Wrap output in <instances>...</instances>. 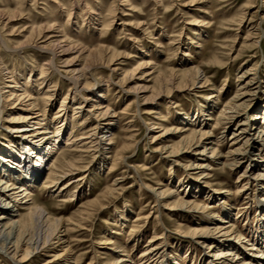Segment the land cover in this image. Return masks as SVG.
Wrapping results in <instances>:
<instances>
[{
	"label": "rangeland",
	"instance_id": "obj_1",
	"mask_svg": "<svg viewBox=\"0 0 264 264\" xmlns=\"http://www.w3.org/2000/svg\"><path fill=\"white\" fill-rule=\"evenodd\" d=\"M97 10L100 16L94 17L92 14ZM0 11L17 14V20L7 27L4 26L6 20L0 18V83L8 84L6 77H24L21 83L27 85L25 90L33 94L39 108L46 111V123L54 120L71 85L60 74L50 70L46 74L47 80L40 87L45 69L43 66L50 57L31 47H21L36 29L33 44L43 42L44 39L40 42L36 40L38 29L53 26L56 32L65 34L73 47L85 48L96 55L98 68L90 70L89 75L95 79L91 84L99 82L101 86L104 85L105 105L110 107L108 119L116 124L113 144L107 145L109 140H104L102 150L83 153L81 165L84 169L53 186L47 177L51 163L59 150L64 149L70 135L73 137L83 133L68 124L69 131L63 137L64 143L44 166L42 178L34 185L32 195L33 203L45 211L51 224L58 220L70 222L73 224L70 229L74 230L68 235L61 232L58 236L64 243L53 239V246L47 248L34 264L53 261L55 256H61V259L52 264H111L121 257L119 253L122 252L128 258V264L131 261L133 264H147L141 255L150 248L147 247L150 240L156 242L153 243L154 247L167 245L165 258L170 263L177 259L180 264H209L208 256L213 255V250L206 253L202 244L206 241L209 243V239L197 241L192 231L207 227L206 218L213 213L222 215L225 209L233 215L232 225L236 234L252 240L250 236L253 230L261 224L259 218L264 219L260 215L262 209L258 208L259 200H264V180L255 181L258 172L263 171H249V168L255 162L263 161L261 164L264 165V147L233 167L229 166L228 153L232 149L230 139L239 128V121L264 105V0H0ZM197 28L201 37L195 35L194 29ZM49 34L45 33L46 36ZM192 41H196V44ZM188 50L190 56L183 57ZM144 53L150 54L147 61L151 62L152 68L136 71L142 58L140 54ZM77 56L78 53H75L67 58L71 60ZM112 58L113 65L109 69H116V74H111L106 67ZM76 62L82 68L88 63L87 57L82 56ZM252 69L257 84L253 86L254 93L247 102L249 109L245 113L239 111L237 121L219 126L226 104L232 102L239 90L238 77ZM196 70L200 71L202 79L208 78V84L204 85L205 80H202L193 85ZM30 71L34 76L32 84L28 80ZM185 72L191 73L184 76ZM147 73L153 74L145 78ZM99 74L105 77L100 79ZM175 74L178 77L174 87L180 86L181 89L167 93L170 82L162 83L160 77L168 81ZM108 76L111 82H108ZM124 77L135 80L129 86H124ZM40 88V92L52 90L53 100L47 105L43 94L38 93ZM134 89L140 91L136 93L140 97V109L137 102L130 105L134 93L125 92ZM90 92H84V95ZM211 95H217L220 99L215 100L216 107L207 113L206 102L209 100L205 98ZM152 97L155 99L148 100ZM68 103L69 100L68 109L64 112L71 121L76 111ZM149 112L151 114L147 115ZM202 112L204 115L210 114L213 121L206 120L203 124L207 126L201 125V121L208 119L205 116L197 121L199 125L194 129L213 135L207 136L199 150L192 148V157L186 154L185 158L176 162L179 157L155 152L156 145H178L181 141L176 134L178 128L186 130L192 127L183 118L190 116L196 119ZM12 114H5L3 121L13 122L12 118L17 116ZM62 120L53 122L62 123ZM262 122L263 119H260L259 123ZM9 126L15 125L3 123L0 143L10 140L9 133L5 131ZM253 127L257 126L249 125L250 129ZM164 129L172 132L169 138L165 139V143H154L153 137L161 135ZM50 132L53 135L55 130ZM184 134L191 144L194 136L191 132ZM210 141L218 144L212 147L218 149L221 158L210 162L213 168L208 171L210 178L203 179L200 170L194 168L198 164H208L205 158H209L211 153L207 152L206 157H193ZM124 146L127 149L123 151ZM117 154L125 158L124 163L115 161ZM190 164L193 166L189 168ZM55 167L51 172H55ZM124 175L125 181L121 184L124 191L111 198L109 191L115 187V180ZM249 175L248 193L244 194L240 190L246 186ZM74 177L84 179L63 191L62 187ZM180 181L190 182L193 189L186 192L185 186L180 187ZM146 187L157 192L176 190L177 193L174 197L161 200L159 206ZM193 195L196 198L190 197ZM189 199L196 206L181 210L179 205H175ZM213 206L216 208L211 209ZM21 213L25 215V212ZM89 215L92 216L88 218ZM179 215L186 219H181ZM22 247L25 250L26 246ZM68 251L69 255L66 254ZM221 262L217 263L225 264ZM0 264L14 263L0 253Z\"/></svg>",
	"mask_w": 264,
	"mask_h": 264
},
{
	"label": "bare ground",
	"instance_id": "obj_2",
	"mask_svg": "<svg viewBox=\"0 0 264 264\" xmlns=\"http://www.w3.org/2000/svg\"><path fill=\"white\" fill-rule=\"evenodd\" d=\"M92 15L94 17H99L100 11L99 13L98 10L96 12L94 11ZM0 18L6 20L4 26L7 27L17 20V14L0 11ZM93 19L94 18H92V20ZM199 30L200 29L198 28L194 29V31H196L195 35L201 37V35L197 33ZM36 32L37 29L33 30L30 39H27L24 43H22L21 47H31L33 50H37L41 53L49 55L50 57V59L46 61L43 66L45 69L43 70V76L41 78L43 81L40 84V87L47 80L46 77L48 75L46 76V74L48 71L52 70V72H55V74L58 73L64 77L65 80L70 83L71 89L65 95L58 115H56L53 120L58 121L59 119L63 118L62 123L61 121L57 123L53 121L46 123V111H42L39 108V105L37 104L38 102L36 103L37 100L33 97V94L25 90L24 87L27 85L21 83L22 80H24V77H6V79H8V84L0 83V129L3 128V123L15 125L14 127L9 126L8 129H5V131H7L11 137L10 140H4V142L0 143V253L9 258L14 264H34V262L42 256V253L47 248L53 246V239H57L60 244L64 243L63 239L59 238L58 236L61 232H64L66 235H68L74 230L70 229V225H73L70 222L65 223L61 220H58L55 221L54 224H51L50 217L45 214V211L40 206L33 203L34 199L32 195V189L34 188V185L38 183L40 178H42L43 171L45 169L44 166L51 158H54L53 156L55 152H57V150H59V146L64 143L63 137L66 135L68 130V124L73 125V129L78 128L83 133L79 136L73 137L70 135V137L66 140L64 149L59 150L58 154L54 158V162L51 163L52 170L56 166L55 164H57L55 167V172H51V169H49L50 174L47 176L49 182L53 186L59 184V180L71 177L84 169L81 165L83 163V153L96 151V149L97 151L102 150L104 140H109L107 145L113 144L114 139L112 136L114 135V128L116 127V124L111 122L112 119H108L110 107L105 105L107 99L103 87L104 85L101 86L99 82L91 84V81H95V79L93 76L89 75L90 70L96 67L98 68V66H96V64H98L96 63L97 57L94 52H87L85 48L78 49L77 47H73L65 34H63L62 31L56 32L53 26L38 29V36L36 40H44L39 44L37 42L33 44V40H35L34 34ZM49 32L50 34L46 36L45 33ZM192 42H195L196 44V41ZM1 43L5 45L4 41ZM191 46H194V44H191ZM102 51H104V49ZM75 53H78V56L74 59L68 60L67 57L70 54ZM140 55L142 58L141 62L136 67V71L152 68L151 62H148L150 54L144 53L143 55ZM82 56L87 57L88 63H86L85 66H82V68H79L80 65L77 64L76 61ZM189 56V50L183 54V57ZM113 57L115 56L113 55ZM113 59L114 58L111 59V62L108 63L106 67L109 71H111V74H116V69H109L110 66L113 65ZM252 71L253 69L243 72L238 77L239 90L237 91L235 97L231 100L232 102L226 104V110L223 112L224 114L222 113L220 115L222 123H219V126L229 125L230 123L237 121L240 116L239 111L243 110L245 113V111L247 112L249 109L250 106L247 104V102L249 97H251V95L254 93L253 86L257 84L255 83L256 74ZM194 72V86L196 83H200L202 80H205L204 85L208 84V78L204 77L202 79L199 70ZM190 73L185 72L183 75L189 76ZM152 74L153 73L145 74V78ZM99 75L101 76L100 79L105 77L103 74ZM50 76H52V74ZM89 76L91 77L90 79L88 78ZM32 77H34L33 71H30L28 80L31 81V84L33 82ZM177 77L178 75L175 74V77H171L168 81H166L165 78L160 77L162 83L170 82L169 86L171 87L170 89H166L167 93H171L173 90L179 91L181 89L180 86L178 88L174 87V81L177 79ZM106 78L108 79V82H111V77L108 76ZM127 79L124 77L122 81L124 86L125 84L129 86L130 83L135 80L133 77H127ZM92 85L93 87L91 89ZM201 87L204 86L201 85ZM50 88L51 87L49 86L48 89ZM41 89L42 88L39 89L38 93L43 94L47 105L53 100V94H51L52 90L40 92ZM89 91H91L90 94L85 96L84 92L87 93ZM125 92L134 93L135 97L131 101L130 105L137 102L139 108L140 97L138 94H136L140 92L139 89H134L131 92L125 90ZM154 99L155 98L152 97L148 100ZM219 99L220 98L217 95H211L205 98L206 101L209 100V102H206L208 105L206 109L207 113L216 107L217 104L215 100ZM67 100H69L68 104H71L74 108V111H76L74 112L71 121H68L66 112H64L68 109ZM139 109L137 110L138 113L140 112ZM7 113H14L12 115L17 116L12 118L13 122H9L8 120L5 122L3 121L4 115ZM150 114L151 112H149V114L147 113V115ZM205 116H207L208 119L201 121V119H204ZM210 116V114L204 115L203 112L198 114L196 119H191L190 116H186L183 118V120H187L188 123H191L193 128L187 127L186 130L178 128L176 134L181 137L180 143L178 145L176 144L172 146L163 145L161 147L156 145L157 149L155 152L161 154L167 153L170 157H179L175 160L176 162H180L182 158H185L186 154H190L192 157V148L195 147L196 150H199L198 147H202V144L204 143L205 139H207V136L209 137V135H213L209 132L206 133L202 131H196L194 129L196 125H199L197 121H201V125L207 126L203 123L206 120L213 121V118ZM114 117L116 116L114 115ZM76 119L79 120L76 121ZM260 119H263L262 123H259ZM75 124L76 126L74 127ZM250 124L254 126L256 125L257 127L250 129ZM238 126L239 128L233 132V136L230 139V141H232V149L228 153L230 158L228 161L231 162L229 164L231 167L241 163L248 157L250 158L254 151H259V148L264 147V105L255 109L253 113H249L247 117L245 116L241 121H239ZM52 129L55 130V133L50 135V130ZM162 132L163 133H161V135L153 137L154 143H160L159 141L164 142L165 139L169 138V135L172 133L170 130L165 129ZM186 132H191V134L194 136L191 144L188 143V140H190L189 137L184 134ZM79 144H81V146H79ZM205 145L206 146H204L202 150L194 154L195 156L193 158L205 156L207 152L211 153L209 158L205 156V159H207L206 162H208V164L202 163L195 165L194 169L200 170L203 179H209L210 173H208V171L213 170V168H211L209 165L210 162H215V160H218L221 158V156L218 154V149L212 147V145L218 144L211 142ZM126 149V146H124L123 151ZM124 159L125 158L121 157L120 154H117V159L115 161H119V163L122 164L125 162ZM126 162L129 163L128 161ZM261 163H263V161L258 163L255 162L252 167H248L250 169L249 171L257 169H259V171H263L261 173L258 172L254 178L255 181L264 180V170H262L264 165ZM191 166L193 165L190 164L189 168ZM124 177L125 175L118 177L115 180V187L109 191L111 198H114L115 195H119L120 192L124 191L123 185H121L125 181ZM250 177L251 175L247 176V184L243 187V189L240 190L244 194L248 193L247 185L249 184L248 181ZM83 179V177H74L62 187V190L64 191L65 189L70 188L75 182L80 183ZM183 186L186 187V192H190V190L193 189V186L190 182L181 183L180 181V187L185 188ZM146 189L152 192L153 197L155 198V203L159 206L162 204L161 200L174 197L177 193L176 190L157 192V190L155 191L153 188L150 189L149 187H146ZM199 192H202V190H199ZM193 196L190 197L196 198L195 195ZM221 203L224 202L221 201ZM175 205H179V209L181 210L189 209L192 207V205L193 207L196 206L195 202L190 199L187 202L182 201ZM198 208L199 206H197V209ZM214 208L216 207H211V209ZM258 208L262 209L260 211V215L264 216V200H259ZM22 211L25 212V215L21 213ZM223 213L224 214L222 215H219L218 213L211 214L208 218H206V222L208 224L207 227H199L192 231L194 232L193 238H196L197 241L202 238H205L206 240L209 239V243L208 241L202 243L204 244L203 249L206 251V253L210 252V249L213 250V255L208 256L209 264H218L217 262L219 261L225 262V264H264V219L259 216V222H261V224L258 225L257 229L253 230V233L251 234L252 236H250V238H253L252 240H249L248 238L243 237L241 234H236L237 231H234L232 225L233 215L231 211H227L225 209L223 210ZM90 216L92 215H89L88 218H90ZM16 217H19V219H16ZM180 217L181 219H186L183 218L184 216ZM122 220L124 219L122 218ZM157 220L160 221V218H157ZM195 223L197 224V222ZM197 225L201 224L198 222ZM79 226L81 229V225ZM79 226H76V228ZM62 229L64 230L61 231ZM153 241L154 240L149 241V245L151 244V246L148 245L147 247L150 248H147L142 252L141 259L146 260L145 262L147 264H180L177 259H174V261L171 263L170 260H166V244H162L160 246H158L159 244H156L157 246L154 247ZM22 246H26L25 250H22ZM66 254L69 255L70 251L66 252ZM119 256L121 257L116 261H113L114 263L111 262V264L129 263L128 258L126 259V255L123 252L121 254L119 253ZM147 258H149V262ZM59 259H61V256H55L53 261H49L45 264H52L54 261H58ZM130 263L133 264L132 261ZM65 264L75 263L66 262Z\"/></svg>",
	"mask_w": 264,
	"mask_h": 264
}]
</instances>
